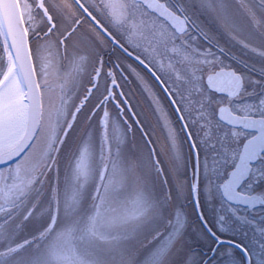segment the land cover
<instances>
[{"label": "clouds", "instance_id": "9594fccd", "mask_svg": "<svg viewBox=\"0 0 264 264\" xmlns=\"http://www.w3.org/2000/svg\"><path fill=\"white\" fill-rule=\"evenodd\" d=\"M113 2L119 18L110 7ZM52 3L21 0L29 12L18 16L13 27H0V209L27 207V216L40 205L33 219L43 228L40 246L34 247L46 264H61L64 256L72 264H170L168 257L153 255L167 237L144 256L129 242L153 239L151 234L163 231L160 209L171 205L169 192L178 179L192 183L195 198L196 149L189 151L192 138L184 139L177 104L169 107L170 97L156 88L159 105L154 106L125 76L124 91L135 92L129 96L133 104L140 101L136 112L144 121L143 127H133L137 116L128 120L116 100L124 81L118 83L100 63L115 42L130 50V60L144 56L159 67L154 41L170 29L148 11L147 0H76L85 12H96L99 21H84L73 32L76 26L67 15L53 25L47 11ZM73 15L84 20L80 9ZM208 24L215 27L212 20ZM243 36L224 33L228 47L220 51L213 46L203 53L184 52L164 75L175 82L184 114L197 130L204 128L197 139L211 150L214 168L227 171L214 185L217 194L251 206L264 203V192L238 188L256 172L251 161L264 150L258 130L264 114L253 115L255 109L244 101L249 77L238 43ZM225 81L227 89H216L225 93L223 100L213 99L204 87ZM200 93L202 104L194 101ZM120 98L128 104L122 93ZM210 126L218 129V137L208 138ZM113 127L119 128L118 136ZM188 200L185 190L179 202L190 212ZM239 247L243 255L232 250L231 264H254V253Z\"/></svg>", "mask_w": 264, "mask_h": 264}, {"label": "snow or ice", "instance_id": "6c2138e0", "mask_svg": "<svg viewBox=\"0 0 264 264\" xmlns=\"http://www.w3.org/2000/svg\"><path fill=\"white\" fill-rule=\"evenodd\" d=\"M110 7L119 18V7L114 2L110 4ZM145 7L157 21H162L167 29H170V31L162 30L159 38L154 41L152 50L159 56V67L149 62L144 56H135L130 60V50L115 42L112 43L109 54L100 56V63L103 68L111 69L118 83L124 81L120 83L121 92L116 93V100L123 108V116H126L128 120H132L133 114L137 116V121H133V127H136L137 123L143 127L144 121L139 119L140 113L136 112L140 101L133 104L129 96V91L132 90L124 91L127 84L125 76L132 78V82L141 90V94L145 98H151L154 106L159 105V99L154 95L156 88L164 98L170 97L169 107L174 103L177 104L180 109L178 121H183L181 128L184 130V139L192 138L189 151L191 153L193 146L196 149L192 156L195 198L192 199V183L178 179L174 190L169 192L168 198L172 201L171 205L160 209V215L164 221L163 231L157 230L156 233L151 234L153 239L146 236L142 240L129 243L138 256H144L155 243L167 237L165 245L153 255L168 257L170 264H231L230 252L235 250L242 256L239 246H243L244 250L254 253V264H264V203L241 205L238 201L229 200L217 194L214 185L218 186V183L227 177V171L221 174L219 169L214 168L211 150L203 148L197 139L198 135L204 133V128L197 130L194 123L184 114L183 107L176 100L175 82H170L164 75L165 70H174V61L182 53L192 50L203 53L211 51L213 46L220 51L228 47V42L223 39L224 33L233 35L243 33V41L238 43L244 52L241 60L249 77V82L245 86L247 95L244 101L255 109L253 115L264 114V107H262L264 106V0H195V2L193 0H147ZM21 9L22 16L29 12L27 5L21 6ZM74 9H80L84 20H77V17L73 15ZM47 11L53 25L56 26L59 19L64 18L65 15L69 16L76 26L73 32L81 28L84 21L92 24L99 21L96 12L92 9L85 12L76 0H68L67 3L63 0H53ZM16 20L15 12L11 7L6 6V11L0 12V27L4 25L13 27ZM208 20L214 21L215 27H210ZM112 35L114 36L115 33ZM229 86L226 81L213 86L204 85L213 99L221 100L225 98V93L216 89H227ZM106 87L105 85V91ZM121 93L128 100L127 105L125 100L120 98ZM132 96H135L134 91ZM202 96V93L197 94L194 101L202 104ZM111 106L116 108L115 104ZM129 108L132 109V114L129 113ZM116 110L120 111L119 108ZM258 130L264 135V123L258 126ZM112 134L118 136L119 128L113 127ZM207 135L209 139L218 137V129L210 126ZM5 163H11V161ZM251 163L256 172L244 178L238 191L245 190L250 194L264 192V150H261ZM3 166L4 164H0V167ZM186 174L185 171V176ZM185 190L188 192L189 199L194 202L193 211L197 207L200 209L201 224L199 226L191 222L190 212L186 211L179 202ZM39 209L40 205L37 203L32 213L27 216H25L28 212L27 207L22 211H17L15 206L0 209V264H46L45 257L35 251V247L40 246L38 233L43 228L42 224L33 219ZM209 209L213 214L211 221L208 219ZM205 224H211L212 227H209L211 230L207 228L205 231ZM237 235L243 238L237 240ZM209 237L212 238L214 246L209 247L211 255L207 256L201 250ZM61 264H72V262L64 256L61 258Z\"/></svg>", "mask_w": 264, "mask_h": 264}, {"label": "flooded vegetation", "instance_id": "af4514ba", "mask_svg": "<svg viewBox=\"0 0 264 264\" xmlns=\"http://www.w3.org/2000/svg\"><path fill=\"white\" fill-rule=\"evenodd\" d=\"M187 206H188V208L190 209V212H193V219H191V222H192L193 224H196L197 226H199V225L201 224V220H200V218H199V212H200V209L197 210V208H196L195 211H193L194 202H193L192 199H189V200H188V202H187ZM205 207H206V206H205ZM206 210H207V207H206ZM208 219H209L210 221L213 220V218H212V216L210 215L209 212H208ZM209 227H212V225H211V224H205V225H204V229H205V231H206L207 228H209ZM242 238H243V237L240 236V235H237V236H236V239H237V240H240V239H242ZM229 239H231V238H229ZM210 246H214L211 237H209V239H208L207 242H206L205 247L201 250V251L203 252L204 255H207V256H210V255H211V253H210L209 250H208Z\"/></svg>", "mask_w": 264, "mask_h": 264}, {"label": "water", "instance_id": "95a60500", "mask_svg": "<svg viewBox=\"0 0 264 264\" xmlns=\"http://www.w3.org/2000/svg\"><path fill=\"white\" fill-rule=\"evenodd\" d=\"M6 6L11 7V9L15 12L16 18L18 16H22L18 0H0V12L6 11Z\"/></svg>", "mask_w": 264, "mask_h": 264}, {"label": "rangeland", "instance_id": "374dc122", "mask_svg": "<svg viewBox=\"0 0 264 264\" xmlns=\"http://www.w3.org/2000/svg\"><path fill=\"white\" fill-rule=\"evenodd\" d=\"M20 6H21V0H19ZM22 11V9H21ZM191 219H193V212H190Z\"/></svg>", "mask_w": 264, "mask_h": 264}]
</instances>
